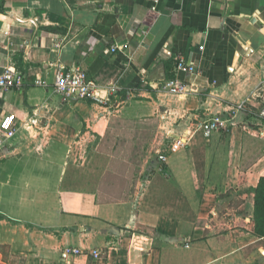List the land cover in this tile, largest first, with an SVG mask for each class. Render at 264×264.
<instances>
[{
    "label": "crops",
    "instance_id": "crops-1",
    "mask_svg": "<svg viewBox=\"0 0 264 264\" xmlns=\"http://www.w3.org/2000/svg\"><path fill=\"white\" fill-rule=\"evenodd\" d=\"M3 3L0 73L23 84L0 88L17 127L0 134V264H264V0ZM59 64L109 100H65Z\"/></svg>",
    "mask_w": 264,
    "mask_h": 264
},
{
    "label": "built area",
    "instance_id": "built-area-1",
    "mask_svg": "<svg viewBox=\"0 0 264 264\" xmlns=\"http://www.w3.org/2000/svg\"><path fill=\"white\" fill-rule=\"evenodd\" d=\"M155 2L157 0H154ZM118 48L113 46L112 51ZM1 66V65H0ZM176 72L195 73L196 64L194 62H188L183 58H179L175 65ZM36 83L39 85H45L47 82L42 79H37ZM23 84V76L18 72L11 64L2 66L0 73V88L9 89L14 86H21ZM162 87L173 94H183L187 91H195L194 84H187L178 77L172 79H166L162 82ZM55 90L65 99H79V100H91L97 103H102L109 100V93H103L98 84L93 79H90L87 72L81 68H68L64 64H59L55 72L54 81ZM260 116L264 118V105L260 109ZM223 126V122L219 119H210L203 122L200 128L209 135L213 130H217ZM17 131L15 124V115L8 114L2 120H0V134L1 141L14 137ZM185 140H177V145H184ZM161 160H166L163 154L159 155ZM65 254H80L82 250L80 248L66 247L64 249ZM93 256L99 257L101 252L95 250L92 252Z\"/></svg>",
    "mask_w": 264,
    "mask_h": 264
},
{
    "label": "trees",
    "instance_id": "trees-1",
    "mask_svg": "<svg viewBox=\"0 0 264 264\" xmlns=\"http://www.w3.org/2000/svg\"><path fill=\"white\" fill-rule=\"evenodd\" d=\"M3 0H0V12L4 10ZM170 79L172 76L170 75ZM254 223L255 233L264 237V177H261L254 194Z\"/></svg>",
    "mask_w": 264,
    "mask_h": 264
}]
</instances>
